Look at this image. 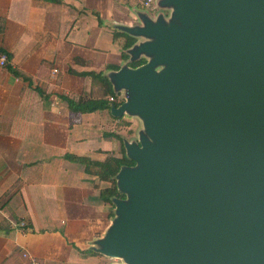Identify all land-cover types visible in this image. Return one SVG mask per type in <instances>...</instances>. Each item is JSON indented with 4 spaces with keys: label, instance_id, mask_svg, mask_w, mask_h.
I'll use <instances>...</instances> for the list:
<instances>
[{
    "label": "water",
    "instance_id": "obj_1",
    "mask_svg": "<svg viewBox=\"0 0 264 264\" xmlns=\"http://www.w3.org/2000/svg\"><path fill=\"white\" fill-rule=\"evenodd\" d=\"M156 6L117 27L135 41L107 74L123 92L109 113L141 129L123 139L124 197L91 249L124 264H264V0Z\"/></svg>",
    "mask_w": 264,
    "mask_h": 264
},
{
    "label": "crops",
    "instance_id": "obj_2",
    "mask_svg": "<svg viewBox=\"0 0 264 264\" xmlns=\"http://www.w3.org/2000/svg\"><path fill=\"white\" fill-rule=\"evenodd\" d=\"M143 1L0 0V49L8 55L0 68V264H26L22 251L46 264H86L90 242L107 228L108 203L98 192L109 181L99 178L100 166L66 155L119 157V140L105 134L123 137L136 117L72 111L63 97L108 99L96 78L76 73L107 75L105 65L126 63L113 31L139 24L138 12H149ZM18 220L29 230L15 229Z\"/></svg>",
    "mask_w": 264,
    "mask_h": 264
},
{
    "label": "trees",
    "instance_id": "obj_3",
    "mask_svg": "<svg viewBox=\"0 0 264 264\" xmlns=\"http://www.w3.org/2000/svg\"><path fill=\"white\" fill-rule=\"evenodd\" d=\"M120 36L122 37V43H121V59L126 60L128 59L127 54L125 53V50L129 48L135 41V39L126 33L122 31H113V37ZM0 52H4L0 49ZM5 53V52H4ZM7 55V54H6ZM8 56V55H7ZM145 60L143 58H139L133 61L127 62V65L130 67H136L142 63H144ZM7 66V65H6ZM105 70L112 69L117 70L119 67L116 65H105ZM76 74L83 75V76H91L93 78H96L101 85L104 88V93L108 94V96L112 97V100L109 101L108 99L98 98V99H79L77 101H74L70 98L63 97L65 102L67 103V106L72 111H78V112H92L95 110H102V109H108L110 104L118 105L122 102L123 99H117V96L119 95V92H114L111 84L108 80V77L106 74L103 73V71H86V72H78ZM40 91L39 89H37ZM105 135H112L115 138H117L120 142V156L119 157H107L105 160L101 162L91 161L90 159L86 157L81 156H74V155H66V157L72 161L82 163V164H93L100 166L102 169L101 174L99 175V178L101 180L109 181V186L102 188L98 192V197L103 199L105 202H107L112 208L113 204L111 202V198H123L124 195L116 189L115 186V180L114 176L122 166H131L133 165V161L127 158L124 154V148H123V137L119 134L115 133H107Z\"/></svg>",
    "mask_w": 264,
    "mask_h": 264
},
{
    "label": "rangeland",
    "instance_id": "obj_4",
    "mask_svg": "<svg viewBox=\"0 0 264 264\" xmlns=\"http://www.w3.org/2000/svg\"><path fill=\"white\" fill-rule=\"evenodd\" d=\"M157 1L158 0H155L154 1V4L156 5L157 4ZM160 11H164V10H161L159 8H157V11L155 12L156 13H159ZM167 11V10H166ZM148 14V12H146ZM162 13V12H161ZM163 16H164V19L165 21L168 20V14L169 12L167 11L166 12H163L162 13ZM154 15V14H153ZM136 119V120H135ZM135 119H132V122H129L131 125L129 126V128H125V127H122L121 128V133L124 137V139H129V138H132L135 136V133L136 131H138L139 129H141V123L139 121L138 118H135ZM107 208H108V225L111 223V220L112 218L114 217V214H113V208L107 204ZM93 241L92 240L90 242L91 246H89V248L87 249V254H86V257H87V260H86V264H124L123 261L119 258H109V257H105L95 251H93L91 248H92V245H93Z\"/></svg>",
    "mask_w": 264,
    "mask_h": 264
},
{
    "label": "built area",
    "instance_id": "obj_5",
    "mask_svg": "<svg viewBox=\"0 0 264 264\" xmlns=\"http://www.w3.org/2000/svg\"><path fill=\"white\" fill-rule=\"evenodd\" d=\"M143 5L149 9L148 14L153 15L155 13V7L151 6L152 5V0H144ZM8 63V56L4 52H0V68L5 67ZM108 100L111 101L112 97L109 96ZM13 227L15 229H19L20 231H28L29 227L27 223L24 220H18L13 222ZM22 258L26 260V264H46L45 261L30 255L26 251L21 252Z\"/></svg>",
    "mask_w": 264,
    "mask_h": 264
}]
</instances>
